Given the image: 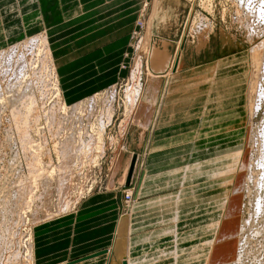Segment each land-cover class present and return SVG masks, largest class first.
<instances>
[{"label": "rangeland", "instance_id": "1", "mask_svg": "<svg viewBox=\"0 0 264 264\" xmlns=\"http://www.w3.org/2000/svg\"><path fill=\"white\" fill-rule=\"evenodd\" d=\"M132 1L135 2L133 3ZM132 1L129 0V4L128 2H123L118 7L110 10L115 11V13L111 15L112 17L109 16L112 19L120 17L121 20L123 15L128 13L127 9L132 8L129 12L134 15L133 20L136 18L134 26L132 25L133 22L126 30L123 29L122 25L120 26L121 30L129 34L128 48L124 54L125 61L121 65L124 70L123 74L109 88L75 101V103H80V106L73 111H69V108L74 103L65 100L60 88L59 74L63 73V71L65 72V69H62V72L59 70L57 72L54 61L51 58L52 54L49 55L47 53V48H49L50 52L51 50L50 46H48L49 39L47 40V35L46 39L44 37V31L34 36L25 37L10 46L7 44V46L0 48V264H34L32 260V229L41 224V222L55 220L60 216L74 212L83 197L98 193V191H105L110 187L114 188L112 186H117L115 188L119 189L124 212L116 228V264H123V261L126 264H131L132 259L128 253L131 213L139 196L140 181H143L146 172L143 171L142 158H139V153L130 148L129 139L131 135H134L132 129L137 122V115L135 114L142 110L143 101L146 103V98L152 96L155 92V84H153L155 79L152 76L149 79V72L145 68L147 55L150 54V52L148 53L149 48L154 45L162 49V44L164 46L167 41L170 45L167 50L165 45L164 51L166 50L169 55L179 58L181 55L179 54L180 50L186 49L185 52L183 50L185 56L182 62L183 67L194 65L195 63H208V60L214 61L216 58H222L227 54H232L234 55L233 57L236 56L237 58L233 68V75L237 73V79L241 76L243 79V89L238 90L240 96L239 109L237 111L240 114L239 123L234 124L237 129L232 134L233 138H230L232 133L230 131L232 130L228 129L232 125L224 123L225 134L221 132L222 135L220 134L219 136L220 138H225L222 140L225 145L220 147V152L211 151L210 153V156L221 154L222 160L225 162L222 164H226L229 184L224 189L217 187L212 192L213 197L219 201L220 198L225 196L228 188L226 195L227 204L222 210V218L216 231L213 249H215L216 241L219 240L223 229V217L226 215L229 198L234 191L237 180L243 187L241 186L242 188L239 190L241 191V202L234 225L236 227V225L244 224L246 229L243 228L241 231L231 232L232 234L224 240L225 243L222 247L219 246L217 249L214 259H212L214 257V250L212 249L210 263L223 264L219 261V258L228 254V257H225L226 263L224 264H264V211L261 212L264 210V176L259 171L261 168L260 163L264 162V92L261 95V100H258V104L260 103L259 107L251 119L249 118L247 98L248 89L252 87L250 83H262L264 91V75L253 78L252 69L250 68L251 59H258L262 63L264 62V47L260 46L264 42V0H190L191 3L194 1L195 5L190 11L189 20L186 21V30H184L183 24L188 12L189 0ZM177 5L183 13L178 19L176 14L180 12L177 13ZM163 13L169 14L167 18L164 17ZM123 21L124 19L121 20V23ZM248 21V24L259 26L262 32L258 34L251 33L248 26H245ZM197 27H214L215 31L213 34L218 32L217 37L214 40H210L211 45L209 43L202 49L203 52L199 50L196 52L195 45H192V42L189 41L190 36L198 37L195 30ZM193 30L195 34L192 36ZM111 32L114 33L113 30ZM168 33H172V36L167 38L165 36H168ZM179 34H182V36L184 34V36L183 39L177 42ZM36 35L38 36L34 40ZM139 44L143 46V48H140V58H142L141 77L139 79L140 87H137L139 91L134 99V104L129 105V103H126V101H129L125 98L124 91L132 83L131 73L135 69L137 62L135 50ZM253 47L256 49L250 54L249 52ZM25 50L28 51L30 56L29 62L26 63L25 68L16 69V64L22 51L24 52H22L23 55L21 57L26 58ZM5 54H7V57ZM237 54H241V56ZM10 59L14 60H12L14 64ZM245 66L246 69L244 68ZM14 68L16 75L13 72ZM210 68L212 67L210 66ZM20 71L22 72L20 73ZM202 71L201 75L209 77V69ZM9 72L10 74L8 75ZM260 73L262 74V72ZM153 75V77L157 76L154 73ZM8 76H11V78L8 79ZM22 76L23 79L26 77L23 81H21ZM8 80H10L9 84ZM24 82L26 84L28 82L29 86L25 85ZM11 84L13 86L11 87L12 89L9 87ZM21 89H24V91ZM30 90L31 92L28 93ZM20 93L21 95H19ZM92 96H94V104L92 107H86V100ZM15 97H19L16 103L21 100L17 119L11 117L10 110L11 103L15 102ZM12 98L13 100H11ZM63 104H66V106H63ZM61 107H65L66 110L61 109ZM107 108L110 109L108 110ZM16 136H19V138ZM67 141L69 142L68 145H73L75 148H73V155H71L72 163L70 162L68 166H63L62 150ZM250 146H256L258 155H254L251 160L254 164L251 165L253 173L251 180H248V176L244 179L240 177V167L246 161ZM25 155L30 158L28 159ZM255 156L260 157L258 164H256L255 159L257 157L255 158ZM32 160L33 163L31 165ZM26 163L31 167L27 166ZM35 163L38 166H35ZM60 167L61 169L58 170ZM36 174L39 175L37 176ZM26 177L29 182L24 180ZM58 177L64 180L60 187L58 186ZM30 178L33 181L31 185L29 184ZM66 179L68 180L67 182ZM26 182L28 185H26ZM113 183L114 185H112ZM28 186L31 192L28 190ZM18 187H21V190L25 187L27 190L23 189L22 191L26 190V192H22V194L18 192L20 193L19 196L14 192V189L21 191L18 190ZM204 196L205 194L199 193L197 200H202ZM11 198L13 201H10ZM15 199L18 201L17 204H19L18 208L17 204L14 203ZM258 201L262 204V210L254 211ZM8 205L12 207L13 212H10L11 209L7 210V208H10ZM14 205L16 209H14ZM20 209L23 210L21 211ZM6 211L9 213L8 215ZM10 213L12 215L17 214L19 218L17 216L15 218L14 215H11V218ZM13 218L20 220L14 221ZM10 220L15 223H11ZM3 221L6 222L4 223ZM13 223L14 225H12ZM2 227L6 228L3 229ZM229 241L232 242L231 245L233 246L229 245ZM27 248H29L30 253L26 254ZM237 253L240 254L237 255Z\"/></svg>", "mask_w": 264, "mask_h": 264}, {"label": "crops", "instance_id": "2", "mask_svg": "<svg viewBox=\"0 0 264 264\" xmlns=\"http://www.w3.org/2000/svg\"><path fill=\"white\" fill-rule=\"evenodd\" d=\"M123 2L130 3L0 0V48L44 31L57 72L65 69L59 74L64 98L75 103L114 85L123 74L129 34L120 26L126 30L132 22L136 24L129 12L132 8L122 23L120 17L111 18L115 11L110 10ZM194 5L190 2L184 30ZM177 13L178 19L183 14L179 6ZM195 30L198 37L192 35L189 41L196 52L218 35L213 34L214 27ZM183 36L179 34L177 42ZM165 45L167 50L170 43ZM164 46L151 45L148 64L151 72L162 75L161 87L146 103L142 100L129 139L146 173L131 213L128 253L131 264H208L228 188L219 201L212 192L229 186L221 154L212 157L210 153L220 152L225 145V138L219 136L225 134V122L234 127L228 128L233 138L243 79L233 75L237 58L232 54L183 67L186 49L180 50L178 58L164 51ZM205 69L209 77L201 75ZM112 187L83 197L74 212L35 226L34 264H116V228L124 212L119 189ZM199 193L205 194L202 200H197Z\"/></svg>", "mask_w": 264, "mask_h": 264}, {"label": "bare ground", "instance_id": "3", "mask_svg": "<svg viewBox=\"0 0 264 264\" xmlns=\"http://www.w3.org/2000/svg\"><path fill=\"white\" fill-rule=\"evenodd\" d=\"M258 1V0H257ZM243 2V1H242ZM264 2V1H263ZM264 4V3H263ZM190 5V4H189ZM247 5H249V4H247ZM242 6V5H241ZM253 6V5H252ZM255 6V5H254ZM258 6V5H257ZM261 8V7H260ZM250 10V9H249ZM250 12V11H249ZM254 13V12H253ZM253 17V16H252ZM252 19V18H251ZM211 20V19H210ZM247 20V19H246ZM258 21V20H257ZM249 23V21L246 23V25L245 26H248V29L251 31V33H261L262 31H260V27L259 26H255V25H252V24H248ZM258 23H259V21H258ZM257 23V24H258ZM203 25V24H202ZM263 26V25H262ZM197 29H198V27H197ZM248 30V31H249ZM194 31V30H193ZM193 35V34H192ZM253 35V34H252ZM37 36L38 35H36L35 36V39L34 40H36V38H37ZM45 39H46V34H45ZM248 37V36H247ZM255 37H257V36H255ZM43 38V37H42ZM261 38V37H260ZM31 41H33V40H31ZM43 41H44V38H43ZM204 44V43H203ZM13 46V45H12ZM260 46L262 47H264V42H262L261 44H260ZM140 48H143V46L141 45V44H139L138 46H137V48H136V58H137V62H136V67H135V69L134 70H132V73H131V85H133L132 86V89H131V92H130V88H131V85L129 86V87H126V91H124L125 92V98L129 101V102H127L126 101V103L128 104L129 103V105H133L134 104V99H135V97H136V95L138 94V91H139V89L137 88V87H140V82H139V79H140V77H141V72H140V67H141V64H142V58H140V54H141V50H140ZM48 49V54L49 55H51V52L49 51V48H47ZM150 49H151V46H150V48H149V51H148V53L150 52ZM255 47H253V48H251V50H250V54L251 53H253L254 51H255ZM263 49V48H262ZM26 52V54H25V57L26 58H22L21 56L23 55V53L22 52H24V51H22L21 52V55H19L20 56V58H19V61H17L18 63L16 64L17 66V68L16 69H18V68H25L26 67V63L27 62H29V59H30V56L28 55V51L27 50H25ZM6 55V57H7V54H5ZM28 55V56H27ZM149 55V54H148ZM148 55H147V62H146V64H145V68H146V70H147V72H149L148 73V76H149V79L151 78V76H152V78H154L155 79V81H153V84H155L154 86V89H155V92L153 93V94H157V92L160 90V81L158 80L159 78H161V76L162 75H158V76H156V77H153L154 75H153V72H151V70H150V68H149V58H148ZM256 55V54H255ZM14 56V55H13ZM12 56V57H13ZM52 56V55H51ZM262 56V55H261ZM263 57V56H262ZM52 58V57H51ZM6 59V58H5ZM7 60V59H6ZM11 61L13 60V59H10ZM14 61V60H13ZM13 61H12V63H13ZM153 62H154V60H153ZM171 62V61H170ZM261 61H259L258 59H251V63H250V68L252 69V75H253V78H256V76L257 77H260V76H262V75H264L263 74V72H264V62L262 63H260ZM161 63V62H160ZM14 64V63H13ZM156 64L158 65V62H156ZM162 64V63H161ZM12 65V64H11ZM156 65V66H157ZM155 66V65H154ZM155 66V67H156ZM161 66V65H160ZM15 68H14V70H13V72H14V74H15ZM56 68V67H55ZM170 70V69H169ZM18 71V70H17ZM12 72V71H11ZM13 72H12V74H13ZM22 71H20V73H21ZM260 72H262V74L260 73ZM5 73H7V72H5ZM4 73V74H5ZM18 73H19V71H18ZM25 73V72H24ZM10 74V72L8 73V75ZM17 74V73H16ZM15 74V75H16ZM21 75V74H20ZM14 76V75H13ZM17 76H19V75H17ZM23 76H25V74H23ZM23 76H22V80L21 81H23V80H25V78L23 79ZM16 77V76H15ZM15 77H13V78H15ZM9 78H11V76L9 77L8 76V79ZM20 78H21V76H20ZM134 78V79H133ZM157 78V79H156ZM260 79V78H259ZM16 81V80H15ZM150 81V80H149ZM259 81V80H258ZM8 82V84H9V82H10V80H8L7 81ZM11 82H12V80H11ZM14 82V81H13ZM151 82V81H150ZM24 84L25 85H28L29 83L27 82V84L24 82ZM20 85V84H19ZM250 85H252V87L251 88H249L248 89V92H247V98H248V112L250 113L249 114V118L251 119L252 117H253V115L256 113L255 111L257 110V108L259 107V104H258V100H261V95L263 94V85H262V83H260V82H256V83H250ZM18 86V85H17ZM29 86V85H28ZM57 86V85H56ZM9 87H10V89H12L11 87H13L12 86V84H11V86L9 85ZM16 87V86H15ZM19 87V86H18ZM25 87V86H24ZM58 87V86H57ZM17 88V87H16ZM7 89V88H6ZM15 89V88H14ZM22 90V89H21ZM25 90H26V87H25ZM137 90V91H136ZM9 91V90H8ZM19 91V90H18ZM22 91H24V89L22 90ZM11 92V91H10ZM29 92H31V90L30 91H28V93ZM22 94H23V92H22ZM34 94V93H33ZM153 94H152V96H153ZM18 95V94H17ZM16 95V96H17ZM19 95H21V93L19 94ZM18 95V96H19ZM26 96V95H25ZM27 96H29V94H27ZM30 96H31V94H30ZM12 97V96H11ZM26 98V97H25ZM29 98V97H28ZM38 99V98H37ZM93 99H94V96H92V97H90L88 100H86V107L88 106V107H92V105L94 104V102H93ZM1 100V99H0ZM11 100H13V98L11 99ZM10 100V101H11ZM15 102L13 101L12 103H11V114H12V118L13 119H17V114H19V113H17V112H19L18 111V108H19V103L21 102V100L19 101V103H16V101L17 100H19V97H15ZM25 102V101H24ZM108 102V101H107ZM16 103V104H15ZM141 103V102H140ZM262 103V102H261ZM32 104V103H31ZM27 105V104H26ZM36 105V104H35ZM63 106H66V104H63ZM78 106H80V103H74V104H72L71 105V107L69 108V111H73L76 107H78ZM148 106H149V104H148ZM32 107V106H31ZM38 107V106H37ZM110 107H111V105H110ZM8 108V107H7ZM44 108V107H43ZM61 109H63V110H66L65 109V107H61ZM108 110L110 109V108H107ZM37 110V109H36ZM49 110V109H48ZM107 110V111H108ZM148 111V110H147ZM24 112V111H23ZM37 112V111H36ZM39 114V113H38ZM72 114V113H71ZM70 114V115H71ZM106 114V113H105ZM137 114V113H136ZM135 114V115H136ZM70 115H69V117H70ZM107 115V114H106ZM31 116V115H30ZM29 116V117H30ZM51 118V117H50ZM71 118V117H70ZM109 119H110V117H109ZM52 120V119H51ZM24 122V121H23ZM24 124V123H23ZM40 124V123H39ZM49 125H50V123H49ZM48 125V126H49ZM21 126V125H20ZM21 127H23V126H21ZM20 127V128H21ZM94 128V127H93ZM28 129V128H27ZM21 130V129H20ZM31 130V129H30ZM92 130V129H91ZM24 131V130H23ZM22 131V132H23ZM27 132V131H26ZM5 133V132H4ZM25 133V132H24ZM254 133V132H253ZM263 133V132H262ZM26 134V133H25ZM254 135H256V134H254ZM253 135V136H254ZM252 136V135H251ZM16 137H18L19 138V136H16ZM22 137H24V136H22ZM97 139V138H96ZM77 140V139H76ZM75 140V141H76ZM31 141V140H30ZM100 142V141H99ZM19 143V142H18ZM68 141L66 142V144L64 145V148H63V150H62V156H63V161H64V163H63V166H68L69 164H70V162H71V158H72V156L71 155H73V151H74V149L73 148H75V147H73V145L71 146V145H68ZM71 143V142H70ZM72 143H74V142H72ZM77 143V142H76ZM252 143V142H251ZM24 144V143H23ZM96 144V143H95ZM20 146V145H19ZM94 146V145H93ZM21 147V146H20ZM34 147V146H33ZM251 147V146H250ZM256 147V146H255ZM254 146H252L251 148H250V150H248V153H247V157H246V163L244 162L243 163V165H242V167H240V169H241V174H240V177H243L242 179H244V178H247L246 176H248V180H251V178H252V173H253V169L251 168V165H254L253 164V162L251 161L252 160V158H253V156L254 155H258L256 152V148H255ZM23 149H25V148H23ZM28 151V150H27ZM27 151H25L26 153H27ZM61 152V151H60ZM80 152V151H79ZM30 153V152H29ZM31 154V153H30ZM83 154V153H82ZM27 155V154H26ZM25 155V156H26ZM32 155V154H31ZM30 155V156H31ZM27 156H29V155H27ZM26 156V157H27ZM82 156V155H81ZM31 157H33V156H31ZM74 157V156H73ZM257 157V158H256ZM28 158V157H27ZM30 158V157H29ZM28 158V159H29ZM37 158V157H36ZM255 158L257 159H255V161H256V164H258L259 163V160L258 159H260V157H258V156H255ZM81 159V158H80ZM30 161H31V159H30ZM41 161V160H40ZM35 162V161H34ZM36 162H38V161H36ZM28 163H29V161H28ZM28 163H26L27 164V166H30ZM32 163H33V160H32V162H31V165H32ZM39 163V162H38ZM58 163V162H57ZM72 163V162H71ZM255 163V162H254ZM36 164V163H35ZM255 164V165H256ZM34 165V164H33ZM35 166H38V164H36ZM260 166H261V168H260V170L259 171H261V173H262V175L264 176V162H261L260 163ZM31 167V166H30ZM42 167V166H41ZM252 167H254V166H252ZM64 168V167H63ZM61 169V167L60 168H58V170H60ZM68 169V168H67ZM29 170V169H28ZM37 170V169H36ZM40 170V169H39ZM47 172H48V170H46ZM72 171V170H71ZM30 172V171H29ZM46 172V173H47ZM50 172H52V171H50ZM64 172V171H63ZM66 172V171H65ZM245 172H246V174H245ZM31 173V172H30ZM34 173H36V172H34ZM59 173V172H58ZM251 173V174H250ZM260 173V172H259ZM40 174V173H39ZM38 174V175H39ZM59 174H61V173H59ZM37 175V174H36ZM37 175V176H38ZM256 175V174H255ZM19 176V175H18ZM43 176H45V175H43ZM62 176H63V174H62ZM67 176V175H66ZM254 176V175H253ZM36 177V176H35ZM42 177V176H41ZM40 177V178H41ZM68 177V176H67ZM15 178V177H14ZM39 178V177H38ZM66 178V177H65ZM23 179V178H22ZM21 179V180H22ZM68 179V178H67ZM66 179V182L68 181ZM263 179H264V177H263ZM21 180H19V182L21 183V184H23L22 182H21ZM24 180H26V181H28V179H27V177H26V179L24 178ZM30 185H31V183L33 182L32 181V179L30 178ZM40 180H42V179H40ZM17 182V181H16ZM23 182H25V181H23ZM29 182V181H28ZM58 182H59V184H58V186L60 187L61 185H62V183L64 182V180H63V178H61V177H58ZM57 182V183H58ZM15 183V182H14ZM27 183V182H26ZM256 183V182H255ZM258 183H260V182H258ZM19 184V183H18ZM245 184V183H244ZM261 184V183H260ZM26 185H28V183L26 184ZM34 185V184H33ZM32 185V186H33ZM37 185V184H36ZM42 185V184H41ZM19 186V185H18ZM25 186V185H24ZM242 185L241 184H239V181L237 180V182H236V185H235V188H234V191H233V193H232V195L230 196V201H229V204H228V206H227V208H226V215L223 217L224 218V223L222 224V227H223V229L221 230V233H220V237H219V240L218 241H216L217 243H216V246H215V249H213L214 250V257L212 258V259H214L215 258V255H216V252H217V249L219 248V246H221L222 247V245L225 243L224 242V240L225 239H227L228 237H229V235L230 234H232L231 232H237V231H241L243 228H245L244 226H246V225H236V227H238L237 229H236V227H235V225H234V221H235V219H236V216H237V212H238V209H239V206H240V199H241V195H240V192L241 191H239V190H241V188L243 187H241ZM259 186V185H258ZM1 187V186H0ZM15 187H16V185H15ZM22 187V186H21ZM21 187H18L19 189L18 190H21ZM29 187V186H28ZM14 189V188H13ZM23 189H26L27 190V188H22V190ZM258 189H259V187H258ZM16 191L15 189H14V192H16L18 195L20 194V193H18V192H21V194H22V192H26V190H24V191ZM28 190L31 192V190H30V187L28 188ZM51 191V190H50ZM33 192V191H32ZM12 193V192H11ZM34 193V192H33ZM16 194V195H17ZM24 194V193H23ZM45 194V193H44ZM28 195H29V192H28ZM12 196H13V194H12ZM20 196V195H19ZM31 196V195H30ZM29 196V197H30ZM40 196V195H39ZM16 197V196H15ZM21 197H22V195H21ZM258 197V196H257ZM17 198V197H16ZM24 198V197H23ZM42 198V197H41ZM25 199V198H24ZM26 199H28V200H30L29 198H26ZM257 199V198H256ZM16 200V199H15ZM14 200V203L15 204H17V200L15 201ZM10 201H13L12 200V198H11V200ZM9 201V202H10ZM126 201V200H125ZM27 202V201H26ZM127 202V201H126ZM11 203V202H10ZM13 203V204H14ZM28 203V202H27ZM20 204H21V198H20ZM261 203H259V201H258V203L256 204V206H255V210L254 211H258V210H262V208H261ZM7 206V205H6ZM5 206V207H6ZM9 206V205H8ZM18 206H19V204H17V208H18ZM29 206V205H28ZM10 207V206H9ZM14 207V209H16L15 208V205L13 206ZM23 207V206H22ZM3 208V207H2ZM7 208V207H6ZM12 207H10L9 209L7 208V210H10ZM4 209V208H3ZM21 210V209H20ZM23 210V209H22ZM21 210V211H22ZM26 210V209H25ZM27 210H28V208H27ZM241 210V209H240ZM12 211V209L10 210V212ZM264 210H262L261 212H263ZM9 212V211H8ZM13 212V211H12ZM16 212V211H15ZM14 212V213H15ZM19 212V211H18ZM6 213H7V211H6ZM21 213V212H20ZM1 214V213H0ZM9 213H7V215H8ZM22 214H23V212H22ZM25 214H26V212H25ZM36 214V213H35ZM12 214L10 213V217L12 218V216L14 215H12ZM15 216V218H17L18 217V215L16 214V215H14ZM17 216V217H16ZM6 217V216H5ZM4 217V218H5ZM19 218V217H18ZM13 220L15 221V220H20V219H14L13 218ZM11 221V223L12 222H14V221ZM4 222V221H3ZM6 222V221H5ZM4 222V223H5ZM237 222V221H236ZM8 223H9V220H8ZM15 223V222H14ZM14 223L12 224V225H14ZM1 224H2V222H1ZM236 224V223H235ZM246 224V223H245ZM7 225V224H6ZM5 225V226H6ZM9 225V224H8ZM10 227H11V224H10ZM9 226H8V228H10ZM248 227V226H247ZM1 228V227H0ZM3 229H5L4 227H2ZM12 228H13V226H12ZM252 228V227H251ZM232 229V230H231ZM246 229V228H245ZM244 229V230H245ZM251 231V230H250ZM256 231V230H255ZM255 231H253V232H255ZM227 232H228V234H227ZM257 232V231H256ZM242 233V232H241ZM239 234V233H238ZM237 236V235H236ZM250 236V235H249ZM250 238V237H249ZM6 239V238H5ZM247 239V238H246ZM231 240V239H230ZM237 240V239H236ZM235 240V241H236ZM215 242V241H214ZM230 242V246H233V245H231V241H229ZM241 242V241H240ZM3 244V243H2ZM238 245V244H237ZM234 246L236 247V245L234 244ZM239 246V245H238ZM261 247V246H260ZM31 248V247H30ZM240 249V248H239ZM228 250V249H227ZM230 250V249H229ZM238 250V249H237ZM232 251H234L233 249H232ZM30 253V250H29V248H27V250H26V254L27 253ZM240 252H241V250H240ZM233 253V252H232ZM235 253V252H234ZM250 253V252H249ZM236 254V253H235ZM238 254H240V253H237V255ZM228 255V254H227ZM225 256V257H228V256ZM211 256H212V254H211ZM12 257V256H11ZM225 257H220L219 258V261L220 262H222L223 264L224 263H226V258ZM259 257V256H258ZM234 258V257H233ZM238 258H240V257H238ZM210 259V258H209ZM211 259V260H212ZM235 259V258H234ZM228 260V259H227ZM218 261V262H219ZM27 262H28V260H27ZM210 263V261L208 262V264ZM261 263V262H260ZM210 264H212V263H210ZM240 264V263H239Z\"/></svg>", "mask_w": 264, "mask_h": 264}, {"label": "water", "instance_id": "4", "mask_svg": "<svg viewBox=\"0 0 264 264\" xmlns=\"http://www.w3.org/2000/svg\"><path fill=\"white\" fill-rule=\"evenodd\" d=\"M104 251V250H103ZM100 253H102V251L98 252V253H93L91 255H88V257H92V256H96V255H99ZM123 264H126L125 261H123Z\"/></svg>", "mask_w": 264, "mask_h": 264}]
</instances>
